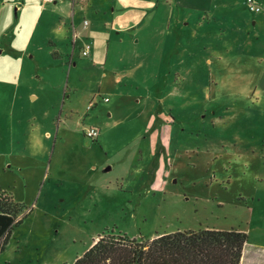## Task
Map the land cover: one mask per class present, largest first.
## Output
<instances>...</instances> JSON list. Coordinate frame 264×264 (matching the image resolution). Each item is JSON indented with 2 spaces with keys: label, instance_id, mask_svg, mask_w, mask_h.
<instances>
[{
  "label": "rangeland",
  "instance_id": "1",
  "mask_svg": "<svg viewBox=\"0 0 264 264\" xmlns=\"http://www.w3.org/2000/svg\"><path fill=\"white\" fill-rule=\"evenodd\" d=\"M13 1L24 5L0 0V191L28 215L0 264H73L110 232L205 229L246 233L241 264H264V0L259 13L247 0H113V21L79 29L77 58L90 45L97 66L73 71L42 61L59 3L23 15ZM12 84L25 97L15 109ZM44 88L48 102L33 105ZM56 94L73 103L54 108ZM18 156L37 161L25 175Z\"/></svg>",
  "mask_w": 264,
  "mask_h": 264
},
{
  "label": "trees",
  "instance_id": "2",
  "mask_svg": "<svg viewBox=\"0 0 264 264\" xmlns=\"http://www.w3.org/2000/svg\"><path fill=\"white\" fill-rule=\"evenodd\" d=\"M11 195L0 191V253L26 215ZM248 236L242 231L199 230L137 240L106 233L73 264H241Z\"/></svg>",
  "mask_w": 264,
  "mask_h": 264
},
{
  "label": "crops",
  "instance_id": "3",
  "mask_svg": "<svg viewBox=\"0 0 264 264\" xmlns=\"http://www.w3.org/2000/svg\"><path fill=\"white\" fill-rule=\"evenodd\" d=\"M16 5L17 2L13 1ZM113 0H66L63 2H59L58 3H54V4H58L54 9L55 11H57L58 13H60V15L62 16V21L61 24L58 26V33L55 36V38L52 40L51 42V46L42 50L41 51V55H42V61L43 64L47 66V71L50 70V68L55 67L56 65L62 66V68L64 67V65H68L70 71H73L75 69H78V66H84V68L86 66H88L89 64H94V66H97V60L99 59L95 52L92 53V46H90V53L88 57L85 58H89L88 61H82V60H78L77 55H76V45H77V41L81 36V32H79V29L82 27L83 29H87L89 27V19L88 18H93L92 20H98V21H104L106 23H108V21L106 20L107 15H110L112 21L117 17L118 13V3H116L115 5V9H112V11L110 10V14H107V8H111L109 7L110 4H112ZM24 5H18V9L17 11L19 13H22L23 15H25L26 13H28V11L33 8V9H40L42 4H51L46 2V0H23ZM108 9V10H109ZM102 10L105 11V13L103 15H101ZM44 12L41 10L40 15H42ZM87 21L88 25L85 26L84 22ZM114 29V27H113ZM72 30L77 33L78 37L75 40L73 47L70 48L69 46L66 45V43H64L65 40H67L69 38V35L72 33ZM119 33L121 34V29H119ZM74 34V33H73ZM25 55H27V51H25ZM93 57H90L92 56ZM35 54H33L32 58H34ZM70 57V58H68ZM68 58V60H67ZM94 60V61H93ZM66 61V63H65ZM58 65V66H59ZM42 76H46L42 75ZM41 76V79H42ZM43 78L42 80L44 81ZM108 79L107 77H105L103 79L102 82V86L105 85V80ZM50 85L49 83L43 84V87H46ZM12 87H14V89H16L15 94L13 95L12 98V105L13 108L15 109V102L17 103V100L20 98L17 95V91L19 90L20 86L14 85L12 84ZM76 88V84H74L73 86V90ZM43 92H38V93H34V96H32V100L35 101V103H33V105H35L36 103H47V98L48 96H45L46 93V89L44 88L43 90H41ZM57 98H52V104L54 106V108H59L60 103L62 102L63 105V109L65 108V106H67L68 104H72L73 103V97H71L70 95H66V96H62L56 94L55 95ZM20 101H24L25 97L20 98ZM107 99V98H105ZM104 99V100H105ZM109 99V98H108ZM47 101V102H46ZM109 102V101H108ZM106 103V102H104ZM111 103V101L109 102ZM104 105V104H103ZM12 117L14 116V110L11 113ZM112 116H114V113L112 114ZM22 118L24 119V117L22 116ZM61 118L62 115H61ZM60 118V119H61ZM70 118H67V120L63 123V125H59L58 124V128H57V139L59 140V144L61 143L62 139L64 138L63 136H67L68 132L71 130L70 128ZM60 123V121H59ZM14 124V123H12ZM96 128V127H95ZM100 130V136L99 139L97 141H99L101 144H104V138H105V131L106 128H99ZM63 135V136H62ZM57 140V141H58ZM103 146V145H102ZM0 157H3L0 155ZM18 162L12 163L13 166H18L19 167V172L22 175H25V169L24 166H28L31 162H35L36 164V159L32 158V157H27V156H18L17 157ZM12 166V165H11ZM96 165H94L93 169L91 170H95ZM112 170L111 168H108L107 171ZM92 245V244H91ZM262 251L264 253V248H257L256 251Z\"/></svg>",
  "mask_w": 264,
  "mask_h": 264
},
{
  "label": "built area",
  "instance_id": "4",
  "mask_svg": "<svg viewBox=\"0 0 264 264\" xmlns=\"http://www.w3.org/2000/svg\"><path fill=\"white\" fill-rule=\"evenodd\" d=\"M63 1H66V0H46V2L48 3H59V2H63ZM247 4L248 6L250 7V10L253 12V13H259L261 12V8L259 6L256 5V2L255 0H247ZM84 25L87 26L88 25V22L85 21L84 22ZM78 37L77 33L74 32V40H76ZM89 53H90V45H86L84 48H83V51H82V56L83 57H88L89 56ZM109 99H105V102H108ZM92 107H88V110H90ZM85 133H86V136L94 141H97L99 139V136H100V130L98 128H95V127H92V128H89L87 130H85Z\"/></svg>",
  "mask_w": 264,
  "mask_h": 264
}]
</instances>
